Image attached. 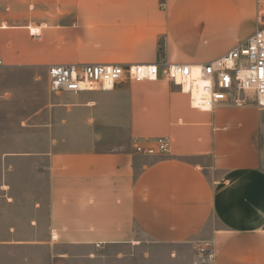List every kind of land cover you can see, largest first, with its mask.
Instances as JSON below:
<instances>
[{"label":"crops","instance_id":"1","mask_svg":"<svg viewBox=\"0 0 264 264\" xmlns=\"http://www.w3.org/2000/svg\"><path fill=\"white\" fill-rule=\"evenodd\" d=\"M263 5L0 0V72L44 79L49 88L52 65H200L245 43ZM62 95L34 117L54 115V128L65 126L71 139L73 129L97 134L86 147L46 151L50 243L71 248L33 250L42 264H85L102 247L141 238L192 249L209 240L216 264H264V108L229 101L194 109L166 80ZM160 137L172 139L169 156L134 153L135 140Z\"/></svg>","mask_w":264,"mask_h":264},{"label":"rangeland","instance_id":"2","mask_svg":"<svg viewBox=\"0 0 264 264\" xmlns=\"http://www.w3.org/2000/svg\"><path fill=\"white\" fill-rule=\"evenodd\" d=\"M63 96L51 93L47 80L0 72V264H42L44 257L33 250L71 248L50 243L46 151L86 147L97 130L73 129L71 139L65 126L54 128V115L34 117L45 103H59ZM61 117L56 115L59 122ZM54 138L62 140L60 145ZM94 261L85 264H195L196 257L190 245H161L141 238L134 245L102 247ZM80 262L74 264H84Z\"/></svg>","mask_w":264,"mask_h":264},{"label":"built area","instance_id":"3","mask_svg":"<svg viewBox=\"0 0 264 264\" xmlns=\"http://www.w3.org/2000/svg\"><path fill=\"white\" fill-rule=\"evenodd\" d=\"M257 30L243 44L200 65L70 64L48 67L49 90L55 95L107 90L123 81L166 80L188 95L194 109L212 111L225 102H255L264 108V5L259 7ZM3 62L0 60V66ZM172 139L135 140L134 153L147 157L171 154ZM55 240L56 236L52 235ZM195 264H216V248L209 240L193 243Z\"/></svg>","mask_w":264,"mask_h":264},{"label":"bare ground","instance_id":"4","mask_svg":"<svg viewBox=\"0 0 264 264\" xmlns=\"http://www.w3.org/2000/svg\"><path fill=\"white\" fill-rule=\"evenodd\" d=\"M113 87V85L111 84V83H108L107 85H106V88L107 89H111Z\"/></svg>","mask_w":264,"mask_h":264}]
</instances>
